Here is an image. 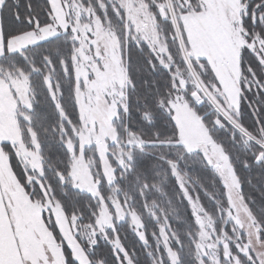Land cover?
<instances>
[{
    "label": "snow or ice",
    "instance_id": "snow-or-ice-1",
    "mask_svg": "<svg viewBox=\"0 0 264 264\" xmlns=\"http://www.w3.org/2000/svg\"><path fill=\"white\" fill-rule=\"evenodd\" d=\"M0 264H264V0H0Z\"/></svg>",
    "mask_w": 264,
    "mask_h": 264
},
{
    "label": "trees",
    "instance_id": "trees-1",
    "mask_svg": "<svg viewBox=\"0 0 264 264\" xmlns=\"http://www.w3.org/2000/svg\"><path fill=\"white\" fill-rule=\"evenodd\" d=\"M13 167H16L15 161H13ZM17 171H19V169H17ZM206 202V201H205ZM207 203V202H206Z\"/></svg>",
    "mask_w": 264,
    "mask_h": 264
}]
</instances>
